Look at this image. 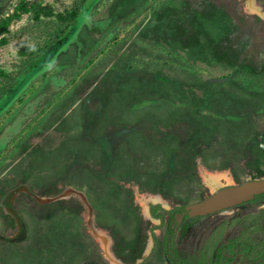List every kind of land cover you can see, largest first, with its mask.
Returning <instances> with one entry per match:
<instances>
[{
  "label": "rangeland",
  "instance_id": "1",
  "mask_svg": "<svg viewBox=\"0 0 264 264\" xmlns=\"http://www.w3.org/2000/svg\"><path fill=\"white\" fill-rule=\"evenodd\" d=\"M65 29L0 31V264H168L164 229L183 264L238 240L263 256L264 201L176 234L149 208L264 178V0H97Z\"/></svg>",
  "mask_w": 264,
  "mask_h": 264
},
{
  "label": "trees",
  "instance_id": "2",
  "mask_svg": "<svg viewBox=\"0 0 264 264\" xmlns=\"http://www.w3.org/2000/svg\"><path fill=\"white\" fill-rule=\"evenodd\" d=\"M97 0H83L82 4L78 7L68 9L65 12H58L55 13L53 7L49 4H43L41 1H27L22 0L17 5L15 11L12 14L7 15L2 21L0 22V31L6 30L9 26V24L16 18L20 17L23 13H31L33 17L38 20L43 15L45 16H56L61 22L66 23L67 29L63 31L62 35H60L59 38H62L67 34L72 26L77 23L78 19L81 17L83 11L86 8H89L90 5H92ZM7 42V38H3L0 41V44H4ZM21 53L23 55H32L35 53L33 49L26 47L21 50ZM2 74H4L2 71H0ZM264 201V193L256 195V197L248 202H262ZM246 202V203H248ZM184 207L183 206H176L173 209H166L161 206L159 203H152L150 205V213L155 218H160L162 220L165 219V216L168 214L171 218L175 219L176 222L177 217L176 213L177 211H181ZM200 218V217H197ZM196 219V218H195ZM156 228V227H153ZM166 236L164 238V254L166 257H168L171 254V251L168 249V244L166 243Z\"/></svg>",
  "mask_w": 264,
  "mask_h": 264
},
{
  "label": "water",
  "instance_id": "3",
  "mask_svg": "<svg viewBox=\"0 0 264 264\" xmlns=\"http://www.w3.org/2000/svg\"><path fill=\"white\" fill-rule=\"evenodd\" d=\"M262 193H264V178L248 179L239 184L221 187L205 199L185 205L184 209L192 217L206 216L236 207ZM176 217L180 223L183 214L180 213Z\"/></svg>",
  "mask_w": 264,
  "mask_h": 264
},
{
  "label": "flooded vegetation",
  "instance_id": "4",
  "mask_svg": "<svg viewBox=\"0 0 264 264\" xmlns=\"http://www.w3.org/2000/svg\"><path fill=\"white\" fill-rule=\"evenodd\" d=\"M245 203L246 202H244L242 204H245ZM242 204H240V205H242ZM229 209H231V208H229ZM180 213L183 214V218H182V221L180 223L178 221L176 222V226L174 228L175 234L188 220L190 221V220H193L197 217H200V218L204 217L201 215L192 217L188 213H186L184 208L181 211H177L176 216L177 215L179 216ZM209 215H212V214H209ZM165 230L166 229H164V231H163V239H162L163 252H164L163 246H164ZM174 243H175V239L172 238L170 244H168V249L171 251V254L168 257L165 256L167 263L168 264H183L182 260L178 257V255L176 253ZM251 249H252V246L250 245V243L248 241H245V240L227 242L220 247V249L218 251V257H217L216 264H264V255L256 257L255 259H252L251 256L249 255L251 252Z\"/></svg>",
  "mask_w": 264,
  "mask_h": 264
},
{
  "label": "crops",
  "instance_id": "5",
  "mask_svg": "<svg viewBox=\"0 0 264 264\" xmlns=\"http://www.w3.org/2000/svg\"><path fill=\"white\" fill-rule=\"evenodd\" d=\"M149 211H150V208H149ZM150 214H151V213H150ZM151 217H152L153 219H155V220L159 219V218H155V217H153L152 215H151Z\"/></svg>",
  "mask_w": 264,
  "mask_h": 264
},
{
  "label": "bare ground",
  "instance_id": "6",
  "mask_svg": "<svg viewBox=\"0 0 264 264\" xmlns=\"http://www.w3.org/2000/svg\"><path fill=\"white\" fill-rule=\"evenodd\" d=\"M221 182V181H220Z\"/></svg>",
  "mask_w": 264,
  "mask_h": 264
}]
</instances>
